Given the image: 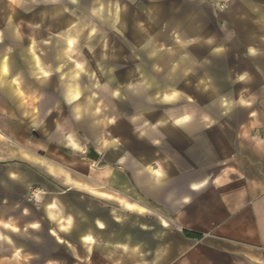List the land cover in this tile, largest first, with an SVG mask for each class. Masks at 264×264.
<instances>
[{
  "label": "crops",
  "instance_id": "obj_1",
  "mask_svg": "<svg viewBox=\"0 0 264 264\" xmlns=\"http://www.w3.org/2000/svg\"><path fill=\"white\" fill-rule=\"evenodd\" d=\"M19 256L264 264V0H0V264Z\"/></svg>",
  "mask_w": 264,
  "mask_h": 264
},
{
  "label": "rangeland",
  "instance_id": "obj_2",
  "mask_svg": "<svg viewBox=\"0 0 264 264\" xmlns=\"http://www.w3.org/2000/svg\"><path fill=\"white\" fill-rule=\"evenodd\" d=\"M57 187L63 189L61 185ZM88 204H91V202L88 201ZM19 260H20V264H48L50 259L49 256H19ZM84 264H91V263L87 261L84 262Z\"/></svg>",
  "mask_w": 264,
  "mask_h": 264
},
{
  "label": "water",
  "instance_id": "obj_3",
  "mask_svg": "<svg viewBox=\"0 0 264 264\" xmlns=\"http://www.w3.org/2000/svg\"><path fill=\"white\" fill-rule=\"evenodd\" d=\"M84 158L88 159L91 162H98L100 159L99 152L95 149L93 144H88L86 147V154Z\"/></svg>",
  "mask_w": 264,
  "mask_h": 264
}]
</instances>
